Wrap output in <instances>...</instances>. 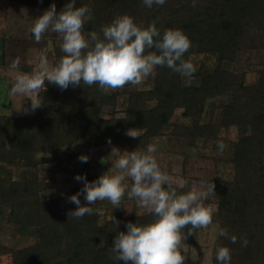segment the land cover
Masks as SVG:
<instances>
[{
    "label": "trees",
    "instance_id": "1",
    "mask_svg": "<svg viewBox=\"0 0 264 264\" xmlns=\"http://www.w3.org/2000/svg\"><path fill=\"white\" fill-rule=\"evenodd\" d=\"M7 1L41 13L53 2L57 11L68 2ZM92 1L76 0L74 5L91 9L92 19L82 29L86 37L91 31L102 36V25L127 14L144 27L155 22L161 33L165 29L182 30L191 41L185 58L209 57L212 65L196 66L197 81L188 85L183 84L182 75L167 66H156L150 88L126 91L125 108L119 117H102L104 109L116 106L120 95L116 88L101 90L96 84L83 82L65 90L47 82L48 89L36 94L41 106L35 115H0V229L11 226L21 238L33 239L20 247L0 242V256L8 255L11 264H124L114 259L115 254L110 251L116 233L126 231L129 221L151 222L152 213L124 217L120 206L114 214L118 225L112 218L100 225L91 205L92 215L75 218L71 210L76 205L61 208L60 198L41 197L37 178H12V173L15 168L35 170L37 155L88 136H93L92 147L132 141L134 150L139 151L151 139L169 135L188 148L201 141L219 149V140L231 155L230 180H205L215 186V195L204 200L216 205L211 223L216 227L211 264H217L218 246L230 249L231 264H264V64L256 70V79L251 83L246 81V73L224 68L225 63L240 55L264 51V0H196L195 6L192 0H166L163 6L152 8L142 0H106L100 5ZM52 34L51 65L64 55L59 48V35ZM3 57L1 47L0 63ZM207 108L210 111L203 121ZM176 111L180 114L173 119ZM230 128L236 130L238 138L227 144L218 131ZM128 129L138 132L137 137H129ZM84 176L89 181L97 178L85 172ZM176 188L178 192L188 191ZM188 227L191 226H185L182 233H187ZM221 227L236 235L235 243L218 235ZM193 232L181 240V252V246L196 242L199 228ZM242 238L247 239V246H242Z\"/></svg>",
    "mask_w": 264,
    "mask_h": 264
},
{
    "label": "clouds",
    "instance_id": "2",
    "mask_svg": "<svg viewBox=\"0 0 264 264\" xmlns=\"http://www.w3.org/2000/svg\"><path fill=\"white\" fill-rule=\"evenodd\" d=\"M143 4L163 6L166 0H142ZM196 0H192L195 6ZM76 0H68L64 7L57 11L53 2L42 14L34 18L30 28L35 42L39 43L42 34L53 32L59 35V48L63 56L53 65H49L47 49L39 52V68L32 74L18 73L11 83L12 94H37L40 88L46 89L45 81L61 90L69 86H78L82 82L89 86L96 84L101 90L123 87L125 84L137 85L149 77L156 66H167L172 71L191 77L196 66L185 53L191 47L188 36L180 29H165L162 33L155 22L147 27L137 24L134 19L122 14L116 16L109 24L102 25L100 32L91 31L87 37L83 25L92 19L91 9L87 5L74 6ZM146 49H155L145 52ZM19 58L14 59L10 68L18 69ZM34 111L40 107L38 99H30ZM126 134L137 137L136 132L128 129ZM108 143L111 144L109 138ZM7 146V144H5ZM217 147L223 150L225 145L217 141ZM155 145L149 144L145 151H121L111 149V159L101 157L102 163L111 162V167L89 181L86 176L77 174L74 179L82 181V188L67 197L76 207L71 210L75 218L92 215V204L108 200L114 208L120 207L121 198L128 187L126 177L131 178L129 197L149 209L154 219L146 224H125L126 231H118L113 239L110 251L114 259L124 264H183L185 255L179 249L182 239L192 235L194 229L207 227L212 223V210L204 200L215 195L214 183L201 180L200 187H193L186 192H178L169 175L161 170L154 157ZM84 163L89 157L80 155ZM187 181H181L183 187ZM83 195L85 203H81ZM131 212L130 210H128ZM114 224L119 223L112 216ZM188 227L187 233L184 230ZM218 235L237 240L226 228H219ZM247 246L246 238L241 240ZM217 264H231V252L227 246L215 249Z\"/></svg>",
    "mask_w": 264,
    "mask_h": 264
},
{
    "label": "rangeland",
    "instance_id": "3",
    "mask_svg": "<svg viewBox=\"0 0 264 264\" xmlns=\"http://www.w3.org/2000/svg\"><path fill=\"white\" fill-rule=\"evenodd\" d=\"M106 0H93L97 4H104ZM42 14L41 12L28 8L19 3L0 0V48L3 47L4 57L0 63V115L8 117H28L36 114L38 108L34 111L31 108V100L37 99L36 94H12L10 92L11 83L14 81L18 73L32 74L39 68V52L41 49H47V59L49 65L52 64V32L42 34L41 41L35 42L30 28L34 22V18ZM19 58L18 69L10 68L11 62ZM195 66L204 64L212 65L209 57H194L191 59ZM264 64V51L249 52L240 55L232 62L225 63L224 68L233 72L246 73V81L253 82L256 79V70ZM197 75L194 73L191 77L182 78L184 85L193 84L197 81ZM153 73L142 80L140 84H125L123 87L116 88L118 94L117 103L114 108H106L103 111V118L112 116H122L125 108L128 90H145L151 87ZM46 89L43 87L37 90V93L45 92L48 89L47 81H45ZM112 90H108L111 92ZM126 92V93H125ZM50 98V97H49ZM205 117L210 109L205 110ZM180 112L176 111L173 119L179 116ZM138 135V132H136ZM219 136L228 142L237 140L238 134L235 129L218 131ZM130 137V136H129ZM93 136H88L77 140L71 145L58 148L51 153H41L37 155V169L27 170L15 168L12 178L20 175L23 179H35L40 182L41 197L45 199L60 198L59 205L61 208L75 205L70 202L67 197L72 195L75 190H80L83 186L82 181H77L74 177L77 174L88 176H100L111 167V162L99 164L101 157L111 159V149L119 148L121 151H133L134 145L132 141L122 142L120 144L105 145L92 147L90 142ZM155 145L156 151L153 153L157 159L161 170L166 172L173 187L184 188L190 190L193 187L199 188L201 180L221 179L230 180L233 174L231 164V155L226 150H220L210 145L205 146L201 141L197 142L194 148L183 146L177 138L162 135L153 138L148 145ZM147 145V146H148ZM147 148V147H146ZM146 148L139 150L145 151ZM89 157L87 162L82 163L78 157L80 155ZM181 181H187L183 187H180ZM128 187L125 194L121 198L122 216L128 217L131 214L142 216L150 214L148 208L142 207L137 203L136 198L129 197L128 191L131 187V178L126 177L125 181ZM212 195L205 200H210ZM82 202V197L80 196ZM210 207L212 213L216 209V205L212 202H204ZM97 211L98 224H104L115 214V208L108 200L97 201L92 204ZM130 210L131 212H129ZM216 227L209 224L207 227L199 228L198 238L193 245L181 246L185 255L183 264H211V249L215 240ZM33 241L32 238H21L20 234L13 230L11 226H3L0 229V242L7 246L20 247L27 245ZM0 264H11L8 255L0 256Z\"/></svg>",
    "mask_w": 264,
    "mask_h": 264
},
{
    "label": "water",
    "instance_id": "4",
    "mask_svg": "<svg viewBox=\"0 0 264 264\" xmlns=\"http://www.w3.org/2000/svg\"><path fill=\"white\" fill-rule=\"evenodd\" d=\"M99 164H100L101 166L103 165V163L101 162V160H100Z\"/></svg>",
    "mask_w": 264,
    "mask_h": 264
}]
</instances>
